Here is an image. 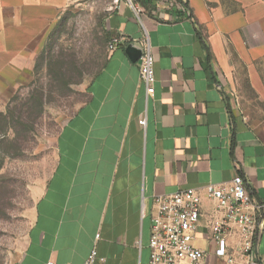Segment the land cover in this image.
<instances>
[{
    "label": "crops",
    "instance_id": "1",
    "mask_svg": "<svg viewBox=\"0 0 264 264\" xmlns=\"http://www.w3.org/2000/svg\"><path fill=\"white\" fill-rule=\"evenodd\" d=\"M137 6L139 14L112 0H0V81L42 53L66 13L86 9L99 14L109 39L127 37L141 49L147 36L156 77L149 96L130 44L108 51L58 139L55 170L29 210L24 239L4 264H83L94 249L104 264H147L154 198L190 188L203 197L193 243L205 264H224L204 187L242 175L264 204V0ZM230 228L236 263L249 264L238 225ZM258 255L264 264V232Z\"/></svg>",
    "mask_w": 264,
    "mask_h": 264
},
{
    "label": "rangeland",
    "instance_id": "2",
    "mask_svg": "<svg viewBox=\"0 0 264 264\" xmlns=\"http://www.w3.org/2000/svg\"><path fill=\"white\" fill-rule=\"evenodd\" d=\"M61 23L50 56L44 50L15 64L0 81V264L24 239L29 210L55 170L58 139L108 57L94 10H72Z\"/></svg>",
    "mask_w": 264,
    "mask_h": 264
},
{
    "label": "built area",
    "instance_id": "3",
    "mask_svg": "<svg viewBox=\"0 0 264 264\" xmlns=\"http://www.w3.org/2000/svg\"><path fill=\"white\" fill-rule=\"evenodd\" d=\"M123 2L137 14L140 8L138 0H112L115 8ZM132 44L133 40L120 35H113L108 43V51L112 52L121 44ZM140 75L149 96L155 93V59L147 36L141 44ZM141 126L147 124L146 118ZM208 200L215 204L217 218H212L211 231L216 245V256L223 259L224 264H237L233 249L229 247L228 238L232 233L231 224L240 229V251L248 257L249 264H260L258 255V237L264 232V204L253 200L242 175H237L227 185L204 187ZM202 193L194 188L179 190L173 194L154 198L156 215L150 238V260L147 264H205V252L193 243L200 227L202 214ZM262 219V221H260ZM100 238V235L97 236ZM94 249L83 264H104ZM47 264H58L49 261Z\"/></svg>",
    "mask_w": 264,
    "mask_h": 264
},
{
    "label": "trees",
    "instance_id": "4",
    "mask_svg": "<svg viewBox=\"0 0 264 264\" xmlns=\"http://www.w3.org/2000/svg\"><path fill=\"white\" fill-rule=\"evenodd\" d=\"M62 23L60 22L59 23V25L56 27V28H54V30H53V32L50 34V36H49V38H48V41H47V43H46V47H45V51L43 52V54H45V53H47L48 54V56H50V53L52 52V50H53V47H54V44H55V41L59 38V34H58V31L60 32L61 31V29L62 28H59L60 27V25H61ZM58 34V35H57ZM104 36H105V38H106V41H110V39H109V36L106 34V33H104ZM111 38V37H110ZM41 55L42 56V58H44L43 56L44 55Z\"/></svg>",
    "mask_w": 264,
    "mask_h": 264
},
{
    "label": "water",
    "instance_id": "5",
    "mask_svg": "<svg viewBox=\"0 0 264 264\" xmlns=\"http://www.w3.org/2000/svg\"><path fill=\"white\" fill-rule=\"evenodd\" d=\"M126 50L132 56H138L140 58L142 55V50L140 48L134 46L133 44H130V46H128V48Z\"/></svg>",
    "mask_w": 264,
    "mask_h": 264
}]
</instances>
